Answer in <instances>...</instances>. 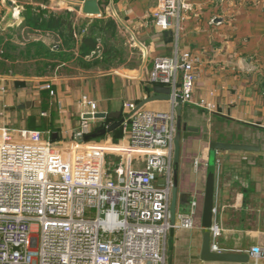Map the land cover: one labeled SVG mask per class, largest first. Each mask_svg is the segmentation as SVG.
<instances>
[{
	"label": "built area",
	"instance_id": "1",
	"mask_svg": "<svg viewBox=\"0 0 264 264\" xmlns=\"http://www.w3.org/2000/svg\"><path fill=\"white\" fill-rule=\"evenodd\" d=\"M188 8L185 0H156L153 24L178 27ZM199 63L189 51L157 58L149 81L170 89L172 107L124 103L117 143L85 140L94 124L83 115L70 141L0 126V264H167L175 100L216 109L194 98ZM82 99L95 113L94 102ZM106 153L123 155L125 166L107 172ZM196 205L176 215L174 228L193 226ZM209 231L211 251H222L218 226ZM245 253L255 264L264 259L260 246Z\"/></svg>",
	"mask_w": 264,
	"mask_h": 264
},
{
	"label": "crops",
	"instance_id": "2",
	"mask_svg": "<svg viewBox=\"0 0 264 264\" xmlns=\"http://www.w3.org/2000/svg\"><path fill=\"white\" fill-rule=\"evenodd\" d=\"M45 1L48 0H0V38L2 41H9L10 36L12 38L18 32L28 30L31 26L26 21L30 16L39 14V23L46 22L43 18L47 19L50 15H60L71 20L75 27V41L65 46L58 32L46 29L54 37V43L48 45V42H41L57 55L67 52L76 59L74 71H70L71 76L76 74L73 80L79 78L77 75L82 71V76L85 77L81 78H85L83 82L87 86L92 82L101 84L98 87L101 95L94 102L96 112H120L121 116L124 103L133 102L138 105L144 98L154 95L153 87L156 84L149 81L154 61L160 57H173L179 52L189 51L200 60L194 86L195 100L205 99L214 104L218 112L213 115H227L232 120L264 129V125H258L264 122V0H185L189 8L181 12L178 27L173 25L165 31L158 30L153 24L151 11L156 6V0H98L100 14L96 16L82 13L83 0H50V6ZM33 10L37 11L33 13ZM11 12L17 13L15 20L9 17ZM102 14L115 17L117 22L110 18L115 26L116 23L121 25L124 32L130 34L137 44H133V49L137 47L136 66H120L117 69L122 80L118 83L121 87L116 85V90L112 92L109 87L105 88L104 77L99 80L88 78V74L100 63L108 61L106 55L101 62L89 68L78 63L80 36L86 34L91 22L103 19ZM92 33L99 44L95 50L82 57L85 62L101 58V48L104 45L98 38L101 33ZM0 52L4 53L2 50ZM2 57L4 56L1 55L0 58ZM57 62L59 64L53 74H62L68 64L62 60ZM13 73L10 69L0 72L5 75ZM52 79L49 78V81ZM66 87L65 91H70V87ZM57 106L60 107L59 102ZM185 106L200 109L195 103L182 104L181 115L185 113ZM171 107L170 101H151L143 105L145 109L158 111H168ZM90 111L88 107V111L85 109L81 116ZM59 119L57 110L55 119L52 120L53 125L59 123ZM109 122V119L99 120L91 132ZM75 130H68V137ZM109 134H116L114 141L119 140L123 135L120 125L111 133L100 136L99 140ZM48 138L64 139L65 132H53ZM188 152L184 154L180 150L173 174L176 173L177 177L176 215L190 213L191 202L197 201L193 226L174 228L172 250L169 251L167 245L166 256L171 257V264H255L251 258L247 263L201 260L204 231L201 227V203L209 166L207 161L205 164L201 159V147ZM218 153L216 166L213 168V224L218 226L220 234L215 242L222 251L228 252L245 253L253 246L264 249V154L260 150L247 153L222 152L219 156ZM184 155H188L187 158ZM258 262L264 264V259Z\"/></svg>",
	"mask_w": 264,
	"mask_h": 264
},
{
	"label": "rangeland",
	"instance_id": "3",
	"mask_svg": "<svg viewBox=\"0 0 264 264\" xmlns=\"http://www.w3.org/2000/svg\"><path fill=\"white\" fill-rule=\"evenodd\" d=\"M45 2H49L47 6L51 5L50 0ZM101 4L104 5V3ZM15 6L17 5L15 4ZM153 10L151 11V17ZM36 11L37 10H33L32 12L35 13ZM15 14L17 13L11 12L9 17L15 20V18H17ZM105 17L115 19V17H110V15L102 14L101 18L106 19ZM99 21L100 20L98 19V22ZM116 25L117 26L114 32L108 31L98 35L101 44H114L117 48L116 52L112 54L111 60L107 61L108 63H100L97 68L93 69L88 74L89 80H99L104 77L103 80H106L105 88L108 89L109 87L110 92L116 90V85H119L118 83H121L122 81L120 80V73L117 69L120 68V66L133 68L136 60H138L135 52L137 47L133 49V44L134 46H137L134 38L130 37V34L124 32L121 25L118 23H116ZM34 30L35 31L20 32L13 35L12 38L10 36V39L7 37L9 41L0 42V50L2 45L5 43L18 44L20 47L17 49L16 46L15 48L8 47L7 50L4 51L9 52L8 54L10 55V59L6 64L15 66L19 60L23 61L21 63L24 65L33 64L30 65L32 68L25 69L26 72L23 71L24 68L15 66L16 68L14 69L10 68L12 69L11 72H13V70L16 71L15 74H0V126H4L15 131H39L44 138L49 137V135L53 132H59L61 130V132H65V138L63 140L70 141L73 136L68 137L66 132H68V130H75L78 128L82 118L81 114L85 113V109L88 111V107L83 103L82 98L86 97L96 103V98L101 95V91L98 89V87H101V84L92 82V84L87 86L85 84L86 82H83L85 78L83 80L81 78L85 77L82 76V71L77 75L80 80L78 81L79 78L73 80V77L76 76V74L71 76L72 73H70V71H74L73 67L76 66V59L74 60L73 56L67 52L61 53L60 55L54 53V55L58 57L56 58L57 61L62 60L68 64L62 71V74L49 73L45 75L41 72V69H39L41 75H36L35 71L38 70L36 66L42 68V64L38 65L35 61L23 58L36 55V48L38 46L36 43L37 41L42 40L43 42H48V45H50L54 43V37L49 35L48 32L44 33L45 31H43V29ZM29 40H32V44L28 46L27 43L30 42ZM53 48H55V46ZM40 53L44 54L43 48ZM96 56L98 57V55ZM3 59L4 57L1 58V60ZM2 70L3 67L1 65L0 72H5ZM51 77L53 79L52 81H49V78ZM103 80L102 84L104 83ZM45 85H49L50 89L42 90L45 89L43 88ZM66 86L70 87V91H65L67 89ZM58 102L60 103V107L57 106ZM27 103L30 104L29 107L26 106ZM17 104L22 107L18 108ZM57 110L59 111L60 121L59 123H56V125H53L54 123L51 122L52 114L53 111ZM184 112L185 113L180 117L181 120L186 122L188 126L186 131L181 133L180 150H182L184 154L189 153L188 150L192 151V149L196 147H201V159H203V162L206 164V161H209L208 144L210 141L214 140L228 142L243 141L257 144L260 146V152L264 154V129L254 128L253 126L243 122L232 119H224L220 116L213 115V113L218 112L217 108L214 112H211L201 107L199 109L185 106ZM176 119L177 118H175V120ZM89 122L91 124H96L99 122V119H91ZM258 125H264V122ZM189 127L191 129H189ZM194 128L197 129L196 132L194 131ZM115 135L116 134H109L103 138L101 137V140H99L100 137L95 140L104 142L105 144L117 143V141H114ZM218 152L219 156L222 152L230 151ZM187 156L188 155H184L185 158H187ZM216 158L217 154H212L209 162V167L212 169L216 166ZM119 162L122 166H125L126 162L123 155L118 153H106L104 169L107 172H112L114 166ZM176 164L177 163L173 162L172 170L175 169ZM251 259L253 260V258Z\"/></svg>",
	"mask_w": 264,
	"mask_h": 264
},
{
	"label": "water",
	"instance_id": "4",
	"mask_svg": "<svg viewBox=\"0 0 264 264\" xmlns=\"http://www.w3.org/2000/svg\"><path fill=\"white\" fill-rule=\"evenodd\" d=\"M81 11L83 14L96 16L100 14V8L98 5V0H83L81 2ZM154 95L148 96L144 98L136 107L139 109L143 107L144 104L151 101H170V89L165 86L156 85L153 87ZM177 106L175 107V113L177 119L175 120V136H174V151H173V162L177 163L179 161L180 155V141H181V133L186 131L188 128L186 122L182 121L181 110H182V102L180 99L175 100ZM27 107L30 106L29 103L26 104ZM22 107L18 105V108ZM226 119H231L226 115H222L216 113ZM84 119H109L110 122L106 126H101L94 132H90L89 134L84 136L85 140L95 139L100 136H103L106 133H111L114 131L119 125H121L123 121V117L120 116V112H95V113H86L83 116ZM189 129H191L189 127ZM196 132L197 129L194 128ZM209 148V161L207 165L209 166V162L211 160L212 154H217L218 151H238V152H258L260 150V146L252 143L245 142H228V141H210L208 144ZM214 195H215V172L214 170L209 171L206 176L204 191L202 196L201 203V227L203 228L202 235V243L200 250V258L206 262H224V263H247L250 259L249 255L243 252H228V251H220L213 252L211 251L210 246V231L209 229L213 225V214H214ZM176 200H177V177L176 173L173 174V185L171 189V200H170V224L171 228L168 233V250H172V238L174 233V224L176 220ZM167 264H171V257L167 256Z\"/></svg>",
	"mask_w": 264,
	"mask_h": 264
},
{
	"label": "trees",
	"instance_id": "5",
	"mask_svg": "<svg viewBox=\"0 0 264 264\" xmlns=\"http://www.w3.org/2000/svg\"><path fill=\"white\" fill-rule=\"evenodd\" d=\"M38 19H40L39 14L36 15L35 17H33V16L28 17L26 22H28V26L29 27L31 26V27L26 31H35L34 29H39V30L43 29V30H45L44 33H47L46 29L56 31V32H58V35L61 38H63V44L65 46L68 45V43L76 40L75 27H73L72 21L69 20L67 17L60 16V15H50L47 19L43 18V20L46 21L44 23H42V22L39 23ZM115 29H116L115 22L110 18L100 20L99 22L98 21L97 22H91L89 30L86 32V34H81L80 39H79L80 43L78 44V54H79L78 63L80 65H83L86 68H89V67L96 65L97 63L101 62L102 59L104 58V55H106L107 60L110 61L112 58V54L115 53L116 49H117L114 44L113 45H108V44L103 45V49L101 48V58L100 59L97 58V59L85 62L84 60H82V57H85L92 50H95L99 44L97 38L92 33L93 31H98L100 33H106L108 31L114 32ZM18 33H20V32H18ZM2 40L3 39L0 38L1 43L3 42ZM29 41L30 42L27 43L28 46L30 44H32L31 43L32 40H29ZM36 43L38 45L36 48V51H37L36 55H31V56H28V58H23V59H30L31 61H35V63L38 65L42 64V68L39 66H36L38 69L35 71L36 75H41L39 69H41V72L45 75H47L49 73H53V70L59 64V62H57V59H56L58 57H56L54 55V52H52L49 47L44 46V44L41 41H37ZM15 46H16V49L20 48L18 44L5 43L2 45L1 50L5 51V50H7L8 47L9 48H11V47L15 48ZM42 48L44 49V54L40 53ZM8 53L9 52H4V53L0 52V56L1 55L4 56L3 60H1V58H0V66L2 65V67H3L2 71H5V70L8 71V69H10V68L14 69V68H16L15 66H18L20 68L21 67L24 68V70H23L24 72H26L25 69L32 68L30 65H33V64H25L24 65L21 63V62H23L21 60H19V62H17L15 64V66L10 65V67H9V65L6 64L10 59V55ZM105 61H106V59H105ZM86 64H88V65H86ZM12 69H10V71ZM15 73H16V71H14V74ZM55 116H56V111H53L52 120L55 119ZM259 129H262V128H259ZM241 142H243V141H241ZM245 143H248V142H245ZM212 170L213 169L211 167H209V171H212Z\"/></svg>",
	"mask_w": 264,
	"mask_h": 264
}]
</instances>
